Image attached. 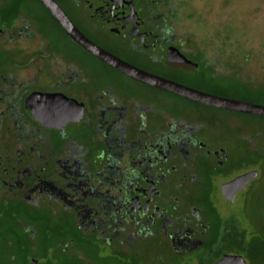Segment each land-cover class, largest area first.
<instances>
[{"label":"flooded vegetation","instance_id":"af4514ba","mask_svg":"<svg viewBox=\"0 0 264 264\" xmlns=\"http://www.w3.org/2000/svg\"><path fill=\"white\" fill-rule=\"evenodd\" d=\"M56 2L92 42L129 64L260 104V83L225 76L223 57L182 28L180 0ZM244 117L260 118L118 71L39 0H0V264H141L153 245L177 264L240 255L258 238L239 213L259 160L244 166L239 154L263 153L260 130Z\"/></svg>","mask_w":264,"mask_h":264},{"label":"rangeland","instance_id":"374dc122","mask_svg":"<svg viewBox=\"0 0 264 264\" xmlns=\"http://www.w3.org/2000/svg\"><path fill=\"white\" fill-rule=\"evenodd\" d=\"M179 8L180 20L184 24L182 28L196 36L198 45L213 48L218 53L215 55L223 57L225 66L221 70L227 72L225 76L250 79L260 83L264 90V0H180ZM85 59L86 62L94 63L88 56ZM259 102L264 105V96H260ZM244 122L249 130L252 127L260 130L261 138L257 142L263 153L257 157L245 149L243 154H239L245 159L244 166H247L248 160H259V175L242 193L239 214L247 230L264 239V118L244 117ZM156 249L160 252L155 251ZM42 251L43 249L35 250L32 254L39 257ZM144 251L145 257L141 264H177L169 259L167 250L158 246L145 247ZM27 252L26 250L23 254L28 255ZM244 254L246 255V251ZM263 256V253L257 256L256 264H264ZM195 257H186L179 264H190ZM120 260L117 259L112 264H130ZM34 262L39 261L34 259ZM62 262L66 261H60ZM69 263L78 264L76 261Z\"/></svg>","mask_w":264,"mask_h":264},{"label":"water","instance_id":"95a60500","mask_svg":"<svg viewBox=\"0 0 264 264\" xmlns=\"http://www.w3.org/2000/svg\"><path fill=\"white\" fill-rule=\"evenodd\" d=\"M39 1H41L48 8L51 14L55 17V19L59 22V24L72 39H74L92 55L107 63L111 67L117 69L118 71L147 85L168 91L170 93L179 95L200 104L264 118V105L222 98L212 94L201 92L172 80L146 72L129 64L128 62L101 48L100 46L92 42L86 35H84L72 22L63 8L56 2V0ZM249 178L250 175H245L239 178L238 181H241V184H245ZM216 264L247 263L242 256L225 255L219 261H217Z\"/></svg>","mask_w":264,"mask_h":264},{"label":"trees","instance_id":"16d2710c","mask_svg":"<svg viewBox=\"0 0 264 264\" xmlns=\"http://www.w3.org/2000/svg\"><path fill=\"white\" fill-rule=\"evenodd\" d=\"M261 96H264V90L261 89ZM262 118V117H260ZM42 249H45L44 246H41ZM229 249L237 251V247L235 245H228ZM246 251V255L244 252ZM238 253L239 256H242L247 264H256L257 256L261 253L264 254V239L254 238L249 242H246L242 247H239ZM264 257V256H263Z\"/></svg>","mask_w":264,"mask_h":264}]
</instances>
